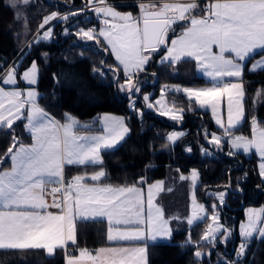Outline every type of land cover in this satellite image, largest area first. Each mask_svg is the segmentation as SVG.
Listing matches in <instances>:
<instances>
[{
	"label": "snow or ice",
	"instance_id": "obj_1",
	"mask_svg": "<svg viewBox=\"0 0 264 264\" xmlns=\"http://www.w3.org/2000/svg\"><path fill=\"white\" fill-rule=\"evenodd\" d=\"M8 3L12 8H18L21 4L28 5L30 0H8ZM86 7H91L98 17L102 16V23L109 27L101 28L98 32L95 28L88 31L81 29L78 35L88 40L104 37L119 65L123 66L126 80L125 84L120 85V90H127L130 98L141 90L138 79L133 82L135 74L145 70L144 66L152 53L157 52L162 45L167 46L166 35L171 26L177 21L189 22L190 26L185 27L182 35L171 41L172 46L167 48V55L162 58V62L175 64L183 57H190L213 83L203 88L181 89L175 86V90L186 94L190 102L194 99L201 108L210 107L214 117L218 103L227 97L228 125L225 127L219 118L216 123L225 129L233 149H242L245 153L251 148L256 149L261 157L260 176L264 180V128L259 127L257 118L252 117L251 138L242 135L232 137L230 134V130L246 118L243 62L261 55L250 71L264 69V0H209L203 9L204 15L200 17L194 14L199 8L197 0L171 3L161 0L159 6L154 0L150 4L141 3L138 17L116 11L106 0H86ZM76 14L69 13L61 17L57 12H52L44 17L39 29H44L51 21H67ZM108 17H111V21ZM15 18L20 19L19 12ZM52 33L53 29L49 27L38 39L47 40ZM213 46L219 51L215 52ZM37 72V63L33 61L20 79L28 85H34L37 83ZM225 77L237 78V81L225 80ZM0 83L17 84L15 66L0 75ZM164 93L165 89H162V95ZM262 94L264 89L258 90L257 96ZM36 98L37 93L31 88L27 91L16 88L5 90L0 86V128L12 129L14 122L21 119L26 110L28 123L25 129L32 138L31 145H24L13 136V142L5 153V157L11 158L12 164L10 170L0 171V249H44L48 255H53L57 249H66L68 241L76 244L75 222L78 219L105 217L109 225L107 240L116 242L117 246L96 249L95 255L87 248H80L78 256L66 255V264H147L146 247L122 246L119 242L171 238L172 230L162 207L153 203V189L163 190V182L149 185L145 213L143 192L136 185L89 186L82 175L72 177L67 183L64 181L63 169L66 164H102L101 151L114 148L130 131L124 119L105 115L101 118L104 134L76 135L73 127L78 121L67 114L64 124L49 118L36 103ZM144 100L147 107H153L148 95L144 96ZM129 107L140 112L133 100H130ZM159 113L172 120L182 119V114L177 113L175 106L167 110L162 108ZM183 135L182 132H172L166 139L174 143ZM209 143L219 146L221 137L213 134ZM233 154L229 152V155ZM105 175L101 170L92 174L90 179L100 182ZM198 177L199 173L193 169L190 177L181 175L180 179H191L194 188ZM140 182L143 183V180ZM49 184L60 185L51 189L50 204L44 198L45 186ZM217 195L223 203L225 194L221 192ZM192 201L194 210L187 218V223L193 225L194 222L211 219L213 223L207 226L200 240L214 247L217 233L226 236L229 230L218 225L219 216L215 213L217 205L212 206L213 215L208 217L205 206L196 203L194 192ZM49 208L57 211H48ZM248 213L247 226L241 225L243 240L237 250V257L245 255L249 239L254 234L264 238V226H257V221L264 225V208L249 209ZM191 243L190 237L186 239L185 244ZM194 255L199 258L201 252L196 251ZM227 264L236 262L228 261Z\"/></svg>",
	"mask_w": 264,
	"mask_h": 264
},
{
	"label": "trees",
	"instance_id": "obj_2",
	"mask_svg": "<svg viewBox=\"0 0 264 264\" xmlns=\"http://www.w3.org/2000/svg\"><path fill=\"white\" fill-rule=\"evenodd\" d=\"M83 1L30 0L29 28L22 41L18 34L21 19L15 18L16 10L9 5L8 0H0V73L13 60L17 61L20 70L35 59L38 77L34 85L39 91L38 101L60 120H65L66 114L72 113L79 120L77 130H100L98 113L112 111L122 114L129 125L130 131L118 145L102 150V164L66 165L65 174L88 173L103 168L106 175L101 181L112 184L166 178L159 201L165 213L173 215L174 230L170 240L148 243L147 264H210L216 259L215 251L218 248L228 258L216 264H227L228 261H235L236 264H264V238H251L242 257L235 256L233 249L239 237L237 224L244 216V207L264 201V180L258 171L255 153L248 155L236 151L229 155L226 152L227 142L223 140L219 146L213 144L210 152L203 151L202 146L207 145L206 139L214 132L221 134L223 129L215 124L208 109L198 107L194 99L190 102L182 91L176 90H170L167 96L183 107L181 126L186 131L175 143L168 145L166 132L177 125L176 121L160 115L154 109L145 108L140 98L144 90H153L155 94L162 82L182 85L206 83L204 76L197 73L194 59L183 57L175 64L158 62L156 57L151 59L145 70L138 72L141 90L134 93L137 96L135 106L140 109L138 113L129 107L128 92L120 90L119 81L125 78L124 72L103 41L99 37L88 40L78 35L81 29L87 31L85 26L99 22V17L91 8L75 12L78 14L71 15L67 21H53V34L47 40H40L34 35L45 14L55 9L63 11L78 6ZM109 1L121 10L138 9L137 0ZM24 41L27 42L22 43ZM252 58L245 61L242 74L246 118L232 131L249 133L252 116L264 125V94L257 96L258 90L264 89V69L250 71L248 64ZM154 75L157 76L155 82L152 81ZM13 136L18 141L31 140L24 127V118L16 120L12 129L0 128V170L10 162V157H5V153L13 142ZM191 166L199 170L197 197L209 208L211 201L216 200L214 191L223 187L228 189L224 202L219 203L220 218L224 224L234 227L235 231L234 239L227 238L225 247L222 242H218L209 256L199 258L194 255V249L204 247L206 242L200 240L196 244H185V241L188 236L199 238L205 220L187 225L184 218L187 212L186 194L175 185L176 173L187 171ZM75 229L76 244H68L73 253L81 247L116 243L107 240L105 218L78 219ZM0 264H65V253L64 249H57L53 255H48L44 249H0Z\"/></svg>",
	"mask_w": 264,
	"mask_h": 264
},
{
	"label": "rangeland",
	"instance_id": "obj_3",
	"mask_svg": "<svg viewBox=\"0 0 264 264\" xmlns=\"http://www.w3.org/2000/svg\"><path fill=\"white\" fill-rule=\"evenodd\" d=\"M137 2V7H138V9H137V11H133V10H131V9H125V10H121V9H119V8H117L111 1L109 2H107V4L108 5H111V6H113L114 7V9L116 10V11H118V12H120V13H131L134 17H138V16H140V8H139V5L141 4V3H144V4H150V3H152V1H145V0H137L136 1ZM156 4H157V6H159V4L161 3L159 0H156V1H154ZM187 2H189V1H187ZM197 2H198V4H201V1L200 0H197ZM86 3V0H84L80 5H78V6H73V7H70V8H66V9H64L63 11H61V10H57V9H55V10H52V11H50L49 13H47V14H45L44 15V17H46V16H48V15H50L52 12H59V16H65V15H67V14H69V13H75V12H77V11H80L81 10V7H82V5L83 4H85ZM89 8H91V7H85V9H83V10H86V9H89ZM15 10H16V13L17 12H19L20 13V19H21V30H19V32H18V34H19V39H21L22 41L23 40H25L24 39V36H26V34L25 33H27L28 32V28H29V25H28V5H23V4H21L18 8H15ZM202 12H203V9H201L200 11H198V13H194L197 17H200V16H202L203 14H202ZM44 17H43V19H44ZM102 16L101 17H99V22H98V25H97V28H96V30H97V32L99 31V29H101V28H107V27H109V26H106V25H104L103 23H102ZM43 19H42V22H43ZM108 19L111 21V17H108ZM41 22V23H42ZM52 22L53 21H51L48 25V27H46V28H44L43 30H42V32L40 33V34H38V38L39 37H41V36H43V33H44V31H46L49 27H51L52 29H53V27H52V25H50V24H52ZM112 22H116V21H112ZM179 21H177L176 23H178ZM175 23V24H176ZM141 26H142V24H141ZM173 26H174V24L171 26V29L173 28ZM187 26H190V23L188 22L187 24H184L183 26H182V29L181 30H178L176 33H173V34H169V32H170V30L168 31V33H167V35H166V45L167 46H161L160 47V49L157 51V52H155V53H152L151 54V58L149 59V61L151 60V59H153V58H157V60H158V62L159 61H162V58L163 57H165L166 55H167V48L168 47H171L172 45H171V41L172 40H174V39H177L180 35H182V33H183V31L185 30V27H187ZM87 31L89 30V29H86ZM22 32H23V34H22ZM21 33V34H20ZM102 41H103V43L106 45V47L108 48V50L110 49V52H112L111 51V48H110V46L107 44V42L106 41H104V37L103 36H98ZM27 40V39H26ZM27 42V41H26ZM25 41L24 42H22V43H26ZM23 45V44H22ZM213 50L215 51V52H218L219 50L217 49V48H215V46H213ZM226 55H229V54H226ZM113 59H114V61L117 63V65L121 68V70L123 71V66L122 65H119V62L116 60V58H115V56H113ZM33 61H35L36 63H37V61L35 60V59H33L31 62H33ZM148 61V62H149ZM30 62V63H31ZM244 63V65H245V61L243 62ZM147 65V64H146ZM145 65V66H146ZM38 66V65H37ZM145 66H144V68H145ZM26 67V68H25ZM30 66H28V64L27 65H25L22 69H20V70H23V71H25L26 69H28ZM16 68H17V64H16ZM195 68H196V71H197V73H199V74H201V75H203L204 76V78H206L207 79V83L206 84H186V85H189V86H183L182 84H179V83H173V82H162L161 84H160V86H159V89H158V91L155 93V94H153V90H144V91H142L141 92V94H140V98H141V100H142V102H143V105H144V107L145 108H149V107H147L146 106V102H145V100H144V96L145 95H148L149 97H150V100H149V103H151V104H153V107L151 108V109H154L155 111H157L158 113H159V110L160 109H164V110H167V109H170V108H172L173 106H175V109H176V111H177V113L178 114H182V119H179V120H173V121H176V124L177 125H175V126H172V127H170L168 130H167V132H166V137H167V135L169 134V133H172V132H182V133H184L185 131H186V129L184 128V127H182L181 126V123H182V121H183V111H184V109H183V107L181 106V105H177V104H175L172 100H170L169 98H168V96H167V92H169L170 90H175L174 88H171L170 86H177V85H179V86H181L182 88L181 89H183V88H203V87H208V86H211V84L213 83L212 81H211V79L209 78V77H206L204 74H203V71L198 67V65H197V62L195 61ZM248 68H249V66H248ZM243 70H244V68H243ZM155 77L152 79V81H154V79L157 77L156 75H154ZM135 77H137L138 78V73H136L135 74V76H134V79H135ZM125 79V78H124ZM124 79H122L121 81H119V85H121V84H124ZM225 80H232L233 82H236L237 81V78H227V77H225ZM165 86H168L167 88H165ZM120 87V86H119ZM162 89H165V93H164V95H162ZM128 92V91H127ZM129 94V93H128ZM185 96H186V94H185ZM187 97V96H186ZM136 98H137V96L136 95H132L131 96V98H130V96H129V103H130V100H133V101H135L136 100ZM157 101H160L161 103L160 104H157L156 102ZM243 101H244V99H243ZM243 104H244V102H243ZM244 108H245V106H244ZM183 110L182 111V113L180 112V110ZM105 112H111V113H115V112H112V111H101L100 113H98V115H97V118H98V121H99V123H100V125L102 126V129L101 130H99L100 132H102L103 133V124L101 123V118H102V116H103V114L105 113ZM115 114H119V113H115ZM122 115V114H121ZM222 119L223 118H225V121L224 122H226V124H225V126L227 127V125H228V100H227V97H223L222 99H221V101L219 102V114H218ZM123 116V115H122ZM164 116H166L167 118H169V116H167V115H164ZM253 117V116H252ZM252 117L250 118V132L249 133H245V132H242V131H239V130H236V131H232L234 128H232L231 130H230V134H231V136L232 137H235V136H240V135H242V136H245V137H248V138H251L252 137V135H253V133H252V124H251V121H252ZM123 119H124V122H125V125L129 128V125L127 124V122H126V120H125V117L123 116ZM170 119V118H169ZM172 120V119H171ZM242 122V121H241ZM240 122V123H241ZM239 123V124H240ZM258 124H259V122H258ZM259 127H261V128H264V125H261V124H259ZM130 129V128H129ZM104 134V133H103ZM128 134V133H127ZM126 134V135H127ZM213 134H215V135H217V136H219V137H221V140H227V137L229 138V136L228 135H225V130H223V132L221 133V134H217V133H212V135ZM125 135V136H126ZM212 135L210 136V137H208V139H210L211 140V138H212ZM21 142H23V141H21ZM121 142V141H120ZM119 142V143H120ZM176 142V141H175ZM174 142V143H175ZM227 142H229V141H227ZM118 143V144H119ZM117 144V145H118ZM169 144H173L172 142H169L168 141V145ZM215 144V143H214ZM229 145H231L230 143H229ZM229 145L227 144V147H229ZM203 147V151H205V152H210V147L209 146H207V145H203L202 146ZM227 147H226V149H227ZM252 153H255V155H256V159H257V167H258V171H259V173H260V170H259V164L261 163V157H260V155L256 152V149L255 148H251L250 149V151L248 152V153H246V154H252ZM193 169H195V170H197V172L199 173V170H198V168L196 167V166H191L187 171H178L176 174H177V176H176V182H175V185L176 186H178V188H180V189H182L184 192H185V194H186V200H187V212H186V214L184 215V218H185V221H186V223H187V218L192 214V212H193V210H194V206H193V201H192V194H193V192L195 193V198H196V203H198V204H202V205H204L205 206V209H206V212H207V214H208V217H211L212 215H213V205L215 204V205H217V208L215 209V213L216 214H218V216H219V220H218V225H222L223 226V228H226V229H228L229 231H228V234L225 236V235H222L221 233H217V240H216V242H215V246L213 247V245L212 244H210V243H207L206 241H204V242H206L205 244V246L204 247H196V249H194V253L196 252V251H200L201 252V254H205L204 256H209L210 254H211V252L214 250V249H216V247H217V243L218 242H222V244H223V247H225V243H226V241L228 240L227 238H229L230 237V239L232 238V239H234V236H235V231H234V227H232V226H228V225H226V224H224L223 223V221L221 220V218H220V209H219V203H221V201L219 200V198H218V193H221V192H223L225 195H226V193H227V188L226 187H223V188H219V189H216L215 191H214V194H215V198H216V200H213V201H211V203H210V206H211V208H209L207 205H206V203L203 201V200H200L198 197H197V194H196V186L193 188V185H192V181H191V179H185V180H181L180 179V177H181V175H183V176H185V177H190V175H191V172H192V170ZM101 171V170H103L104 171V169L103 168H99V169H95V170H93V171H90V172H88V173H74V174H72V176L74 177V176H77V175H82V176H85V179H86V182L88 183V185L89 186H93L94 185V183H92V182H90V180H89V178H87V177H90L92 174H94L95 172H98V171ZM105 172V171H104ZM198 179H199V177H198ZM198 181V180H197ZM100 182H103V181H100ZM157 182H163V184H162V189H163V187L165 186V184H166V178H164V177H156V178H153V179H150V180H145V183L142 185V184H138V183H128V184H112V183H108V182H105L106 184H110V185H113V186H132V185H136L138 188H140V189H142V192H143V198H144V200H145V213H146V210H147V197H148V189H149V185H155V184H157ZM197 184V183H196ZM174 185V183L172 184V186ZM180 185H181V187H180ZM102 186V185H101ZM57 187H59V186H57ZM172 188H174V187H172ZM185 189H186V191H185ZM160 192H161V190H157V189H153V193H154V200H153V203L154 204H156V205H158V206H160V207H162V209H163V206H162V204L160 203V201H159V195H160ZM225 195H224V197H225ZM261 208H264V201L262 202V203H260V204H257V205H254V204H248V205H246L245 207H244V216L238 221V224H237V233H238V239L236 240V242H235V246H234V255L235 256H237V250H238V248H239V246H240V244L242 243V240H243V238H242V236H241V225H245V226H247V224H248V222H249V213H248V210L249 209H261ZM173 209V208H172ZM174 210V209H173ZM163 211H164V209H163ZM174 215H177L176 214V211H173L172 212ZM164 216H165V219H168V221H169V224H168V226H169V228L172 230V233H173V230H174V226H173V224H172V217H173V215L172 216H168L166 213H165V211H164ZM203 220H205V222H204V224H203V226H202V230H201V232H200V236H199V238H194V239H192L191 238V240H192V243H194V244H196L197 242H199L200 241V238H201V236H202V234L205 232V230H206V228H207V226L209 225V224H211V223H213L212 222V220L211 219H208V218H206V219H203ZM106 222H107V218H106ZM194 223H196V222H194ZM187 225H188V223H187ZM188 226H191V225H188ZM257 226L259 227V226H264V225H261L260 224V222L259 221H257ZM108 227H109V225H108V222H107V231H106V236H107V232H108ZM258 234H254V237H256L257 239H258ZM188 238H189V236H188ZM171 239V238H170ZM170 239H160V238H157V240L156 241H167V240H170ZM221 239V240H220ZM251 239V238H250ZM250 239H249V241H250ZM149 242H154V241H152V240H144V241H135V242H119V244L120 245H122V246H128V247H146V261H148V252H147V245H148V243ZM68 243H71V241H68ZM110 246H117V243H111V244H108L107 246H104V247H110ZM81 248H85V247H81ZM88 249V248H87ZM65 250L66 249H64V253H65ZM91 251V250H90ZM92 252V254L93 255H95V252H93V251H91ZM79 255V253L77 254V255H75V256H78ZM215 258L216 259H227L228 257H227V255L225 254V252H223V251H221V249H217V251H215ZM215 259V260H216Z\"/></svg>",
	"mask_w": 264,
	"mask_h": 264
},
{
	"label": "crops",
	"instance_id": "obj_4",
	"mask_svg": "<svg viewBox=\"0 0 264 264\" xmlns=\"http://www.w3.org/2000/svg\"><path fill=\"white\" fill-rule=\"evenodd\" d=\"M145 1H152L153 2V0H145ZM154 1H156V0H154ZM160 2H161V0H159ZM187 1H189V0H182V2H187ZM166 2H177V0H166ZM209 3V0H202L201 1V4H198L199 5V8H198V10H196L195 11V13H198V11H200L201 9H204V7L207 5ZM58 14H59V12H57ZM202 14L204 15V13L202 12ZM202 15V16H203ZM188 22H186V21H179L178 23H174V26H173V28L170 30V32H169V34L171 35V34H173V33H176L178 30H181L182 29V26L184 25V24H187ZM50 25H52V24H50ZM49 25H45V27L44 28H46V27H48ZM42 30L43 29H39L38 28V30L34 33V35H36V37L38 36V34H40L41 32H42ZM53 34V33H52ZM33 35V36H34ZM52 37V36H51ZM50 37V38H51ZM108 49V48H107ZM109 51H110V49H109ZM111 53V55L112 56H114L113 54H112V52H110ZM259 59H261V55H257V56H255V57H253L251 60H250V62H249V64H248V66H249V68L251 69L252 68V66H253V64H255V62L257 61V60H259ZM32 63V62H31ZM31 63H29L28 64V66H30L31 65ZM16 64H17V61L16 60H13L12 62H10L4 69H3V71L0 73V75H2V74H4V73H6L10 68H12L13 66H15V68H16ZM26 68V67H25ZM23 70H18V68H16V76H17V84L16 85H3L2 83H0V86H2V87H4L5 88V90H12L13 88H16L17 90H22V91H27L29 88H31V89H33V90H35L36 91V93H37V98H36V103L42 108V109H44V111L48 114V117L49 118H51V119H54V120H56V121H59L61 124H64V123H66L67 122V118L65 119V120H60L57 116H55L52 112H50L47 108H45L42 104H40V102L38 101V95H39V91H38V89L36 88V86L35 85H28L25 81H23L22 79H20V77L22 76V74H23ZM37 77H38V72H37V76H36V79H37ZM206 79V78H205ZM125 80H126V78L124 79V84H125ZM136 80H137V77H135V79L133 80V82H136ZM209 81V80H208ZM207 81V79H206V83L208 82ZM206 83H203V84H206ZM120 86V85H119ZM177 86H179V85H177ZM182 86V85H181ZM180 86V88H182ZM183 86H189V85H183ZM171 88H174L175 89V86H170ZM124 93H127V90H125V91H123ZM198 107H199V105H197ZM201 108V107H200ZM203 109H208L209 111H210V113H211V116H212V119H213V121L215 122V124L216 125H218L217 123H216V119L217 118H219V119H221L222 121H223V124H224V126H225V124H226V122H224L225 121V118H221L218 114H219V103H218V105H217V110H216V116L214 117L213 116V113H212V110H211V108L210 107H205V108H203ZM105 115H108V116H115V117H121V118H123V116L121 115V114H115V113H111V112H105L104 114H103V116H105ZM67 116H71V117H73L76 121H78V123L73 127V132L76 134V135H89V136H91V135H102L103 133L102 132H100L99 130H87V131H81V130H77L76 129V126L79 124V120H78V118L75 116V115H73L72 113H67ZM102 116V117H103ZM26 117H27V112H26V110L24 111V114H23V116L21 117V118H24V127H25V125L28 123V121H27V119H26ZM100 124V123H99ZM101 126V125H100ZM218 126H220V125H218ZM221 127V126H220ZM226 127V126H225ZM222 128V127H221ZM102 129V126H101V128H100V130ZM223 130H225L224 128H222ZM27 131V130H26ZM29 134H30V136H31V133L29 132V131H27ZM209 141H210V139H206V142H207V146H209V147H213V144L214 143H209ZM20 143H22V144H24V145H31L32 144V138H31V140L29 141V142H21V141H19ZM228 145H229V142H228ZM17 146H19V145H17ZM229 147L234 151V152H236V151H241V152H244L242 149H233L232 147H231V145H229ZM245 153V152H244ZM246 154V153H245ZM249 155V154H248ZM101 160H102V151H101ZM11 164H12V162H11V158H10V162H9V164L6 166V167H3L0 171H4V170H10L11 169ZM67 165V164H66ZM65 165V166H66ZM65 166H64V169H63V174L65 175ZM98 171V170H97ZM91 177V176H90ZM90 177H87V178H89V180H90V182H92V183H94V184H100V185H103V184H106L105 182H94V181H92L91 179H90ZM145 183V181L143 182V183H138V184H144ZM164 188V187H163ZM44 198H45V200L50 204L51 202H52V197H47V195H46V192H45V194H44ZM224 199H225V197H224ZM223 202H224V200H223ZM48 211H51V212H56L57 210L55 209V208H49L48 209ZM89 218H91V217H89ZM102 218H105V217H102ZM106 219V218H105ZM258 237V236H257ZM259 238V237H258ZM221 240V239H220ZM68 242H67V246H66V250H65V264H66V255H77L78 253H79V249H78V251L76 252V253H73L72 251H71V249L69 248V246H68ZM108 244H105V245H99V246H96V247H85V248H88L89 250H91V251H93V252H95V250L96 249H99V248H101V247H104V246H107ZM196 249V248H195ZM205 254L203 253V254H201V256L200 257H203ZM220 260H222V259H214V260H212L211 261V263L210 264H216L217 263V261H220Z\"/></svg>",
	"mask_w": 264,
	"mask_h": 264
},
{
	"label": "built area",
	"instance_id": "obj_5",
	"mask_svg": "<svg viewBox=\"0 0 264 264\" xmlns=\"http://www.w3.org/2000/svg\"><path fill=\"white\" fill-rule=\"evenodd\" d=\"M108 1L109 0H106V2H108ZM200 1H202V0H200ZM85 7H86V3L82 5L81 9H85ZM97 25H98V23L92 22L89 25L85 26V29H93V28L96 29L97 28ZM224 141H226V142L229 141V138L227 137V140H224ZM227 144H228V142H227ZM226 152L228 154H229V152L235 153L230 147H227ZM72 177H73L72 175H66L65 174L64 175V181H65V183H67L68 181H70L72 179ZM57 186H60V185H58V184H49V185H46L45 186V188H46V191L45 192H46L47 197H49V198L52 197L49 193H51V189L53 187H57Z\"/></svg>",
	"mask_w": 264,
	"mask_h": 264
},
{
	"label": "water",
	"instance_id": "obj_6",
	"mask_svg": "<svg viewBox=\"0 0 264 264\" xmlns=\"http://www.w3.org/2000/svg\"><path fill=\"white\" fill-rule=\"evenodd\" d=\"M149 10H154V9H151V8H150ZM155 81H157V77L154 79V81H153V82H155ZM233 249H234V248H233Z\"/></svg>",
	"mask_w": 264,
	"mask_h": 264
}]
</instances>
